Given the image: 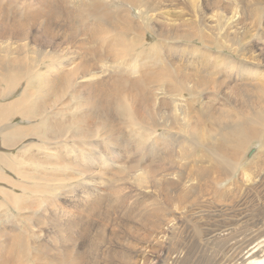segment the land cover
Here are the masks:
<instances>
[{
    "label": "bare ground",
    "instance_id": "obj_1",
    "mask_svg": "<svg viewBox=\"0 0 264 264\" xmlns=\"http://www.w3.org/2000/svg\"><path fill=\"white\" fill-rule=\"evenodd\" d=\"M259 1L257 0V2ZM109 2L104 0H0V204L5 203L10 208L14 205L18 211L25 213L27 210H31L32 204L41 205L44 203V210L46 211V205L49 204L53 212L52 214L51 210L47 209L49 212L46 211L48 212L45 218L47 219L46 225L41 224L47 229L49 236V240L41 245L32 243L35 238L32 241L29 240L26 229L23 232V229L18 232L15 228H10L8 223H13V220H7L9 222L7 225L4 223L6 227L2 228L3 231L0 229V235L4 237L6 233H10L11 238L7 240L8 243L0 241V264H28L30 263L27 261L31 249H33L34 255L39 257L37 264H80L86 257L87 245L86 239L83 240V237L90 230V220L107 202L112 206L116 204L126 206L130 202L129 195H127L128 198L126 195L125 197L122 195L128 185L123 187L124 184L121 185L120 182H117L121 175L128 180L130 174L137 182V186L133 185L132 189H137V187L140 189L138 194L135 191L137 194L135 199L139 200L138 205L140 206L138 209L134 206L135 210L129 211V216H142L141 221L144 220L145 225L143 227L138 225L141 227L138 228L132 226L131 222V224L125 222L122 225L119 224L120 222L113 223L114 226H117L115 228L117 232L120 233L119 228H122L126 232L121 233L127 235L123 239L126 247L123 246L124 250L119 252L122 261L118 262L111 258L119 257L116 247L122 241V235L117 236L114 233L115 230L105 235L103 229L97 237L98 240L95 239L97 242L103 241L107 237L110 242L118 241L116 247H113V244L112 247L106 246L104 253L109 258L106 264H159L167 257H170L173 264H178L179 261L185 263L186 252L184 249L177 245L176 248H180L179 250L174 253H170V250H172V246L176 245V241L184 238V226L185 222L189 221L188 218L195 217L196 220L209 219L210 221L219 218V216L222 217L224 211H233L228 204L233 196L231 194H234L235 190L232 189L233 187H228V190L219 191L221 179L215 180L214 173L218 170L222 171V175L225 176L224 180H226L231 173L241 168L242 177L247 178L250 188L264 186V176L256 178V172L260 166L258 158L263 159L264 148L262 150L258 148L259 151L255 149L258 152L255 151L249 156V148L252 143L264 138V73L259 72L260 69L256 71L249 68L248 65H240L260 64L263 62V58H258L261 52L251 53L249 50L247 53L239 55L243 57V61L238 63L230 57H226L222 51L227 49L226 47L233 46L232 49L236 51L237 47L235 46H241L242 42L249 37H245L243 30L239 27L242 17L237 13H241L240 11L243 9H236L232 6L234 10L228 4L229 10L232 8L234 11L224 14L227 11L225 7L223 9L219 7L220 11L224 12L222 15H218L221 13L217 9L218 0H136L133 6L140 9V13H142L135 18L133 14L130 17L129 12L133 11V7L129 4H125L129 12L124 13L105 8ZM64 3L69 7L66 6V11L62 6L65 5ZM14 6L18 8L16 11L23 17L10 18V15H8L10 19L4 17L7 13L6 10L10 13ZM59 7L63 8L64 14L61 12V8L58 9ZM142 7L144 11H142ZM258 11L259 9H256L257 13H259ZM99 12L102 14L99 19H96ZM133 13L136 14L134 11ZM143 13L147 16H144ZM241 15L243 14L241 13ZM255 15L257 18L259 14ZM89 17L94 18L88 20ZM68 18H71L72 22ZM59 19L67 21L70 29L80 30L84 37V48L90 53V58L92 55L94 60L105 63L106 57L112 56L117 63L131 64L132 72L136 76L125 78L118 77L114 73L103 75L96 69L93 71L90 68L91 59L85 57V53H83V57L81 56L78 66L73 65V68L72 66L68 68L67 64L76 62L74 52L69 57L70 54L66 55L64 49L54 48L46 51L45 48L37 44L36 36L32 39L27 33L28 23L31 22L32 25L36 23L44 30L45 39H51L53 31L56 30L52 20ZM86 21L88 22L86 23ZM137 23L146 24L147 29L144 25H141L140 28ZM148 31L159 37L157 40L155 39L154 43L146 40L145 34ZM241 33L242 35H240ZM154 35L150 38H155ZM37 36L39 37V34ZM221 38H226L225 40L230 45ZM168 39L170 43L172 42L170 40L178 43L176 46L172 45L168 50H163L162 46ZM196 39L201 40L205 47L202 57L192 59L178 53L179 50L184 51L178 47L179 44H182L179 42L181 40L187 41L184 45L192 47L193 51L201 49V47L196 48L197 46L193 45ZM212 39H216L215 44L218 49L216 52L210 47ZM217 40L218 42H216ZM39 44L41 45V43ZM258 45L264 47V42H260ZM85 49L83 51H86ZM260 50L261 48H259ZM47 58L51 60L49 62L51 64L42 70L40 65ZM152 66L155 69L150 70L149 68ZM239 81H242L241 84H247L250 81L246 85L251 88L250 91L247 87L242 86L252 93L246 105L238 107L234 104V107L221 103L224 109L218 113H213V106H209L208 110L209 104L206 102L207 106L204 107L203 100L215 97L216 88H221L225 84L226 89L231 90L236 87V84L239 85ZM239 87L233 91L236 95L241 94L242 89ZM167 88L171 89L170 94L187 98L183 112H179L175 106L176 103H172L174 114L176 111L180 113V115L178 112L175 114L177 119L179 116L181 117L178 119L181 121L175 120L179 126L175 123H170L173 128L168 126L169 122L176 118L175 115L171 121H169L171 118L166 115L167 118L163 119L164 123L159 119L164 127L166 125L165 128L169 127L176 131L177 129L174 128L179 127V131H177L184 135V138L177 141H175L177 138L171 137L172 134L159 133L156 130L160 124L157 121H159L158 118H160L162 110H156L153 105L157 106L159 100H163L162 98L169 99L166 94ZM164 95L165 97H163ZM177 96L175 97L177 98ZM71 104L76 106L75 111L82 109V114L70 116L69 105ZM111 108L114 109V111L112 110L113 118L107 112ZM204 108H207L206 112H203ZM182 109L180 108V110ZM169 114L171 113L169 112ZM171 115L169 116L171 117ZM166 121H169L168 125ZM123 126L133 130V146L118 145L117 137ZM169 128L168 130H170ZM156 131L159 133L158 135H156ZM176 136L179 138L180 135ZM100 137L105 140L106 152L97 157V155L88 152V146L92 149L102 147L100 143L94 141V138ZM74 139L80 141L78 142V155L76 159L72 160L67 153L73 149V146L64 144V148L67 147L66 151H59L58 140ZM262 142L264 144L263 140ZM169 146L178 147L176 155H174L175 149L172 153V149H168ZM201 146H203L202 149ZM13 147L17 149L16 153L11 151ZM165 149L171 153H163ZM132 150L139 152L140 158L128 161ZM161 152L163 155L159 154ZM157 154L160 155L159 158ZM145 156L150 157V160H146ZM198 156L199 158H197ZM193 157H196V160ZM143 158L145 160H142ZM189 159L194 164V170L191 169L187 175H183L180 167L176 165ZM106 175H112L111 179L114 178V181H111L108 186L105 184L106 181L108 182ZM209 175L216 187V191L212 193L213 201L208 198L206 201L205 198L209 187ZM77 176L84 177L83 179L78 178L79 180L76 181ZM130 181L128 180V182ZM149 182L152 184L150 185ZM76 183H82L85 187L90 185L92 188H86L82 194L79 193L80 195L77 196L75 194L71 196L68 192L62 193V191V194L57 196L59 189L64 188L67 184ZM15 186L21 187L22 192L13 191ZM173 188H176L175 198L169 192ZM25 193L36 194L37 198L30 200L22 196ZM134 194L132 193V196ZM132 196L130 195V197ZM158 197L162 198L165 204L161 202L162 200L159 201ZM203 197L205 200H202L201 203ZM259 199L257 200L259 201ZM136 200H132L131 203L134 204ZM204 202L207 203L206 206ZM215 202L221 203L222 206L217 205L213 209L210 208ZM148 206L151 207L150 211ZM248 210L245 207L240 211L238 214L240 220L238 221L247 218ZM26 213L30 215L28 211ZM26 213L25 215L28 217L22 218L23 224L32 219ZM209 224L207 223L208 226ZM27 225L29 227V224ZM199 225L194 224L199 229L195 231L198 239L203 233ZM103 226V223L100 224L96 229L97 232ZM105 226L107 228V224ZM204 229L206 230V228ZM28 231L30 232V230ZM206 231V236L211 235L204 236L206 237L203 239L204 243L214 242L218 239L222 241L226 234L223 229L208 227ZM259 231L258 237L264 236V226ZM41 232L43 231L41 230ZM250 237L252 239L253 236ZM255 246L247 247L248 250L235 261L231 259L225 262L224 260L216 264H264V253L262 254L261 250L259 251ZM39 247L40 249H38ZM156 250L161 254L157 263H149V260L152 259L151 255ZM184 257L185 259H183ZM111 260L115 263H112Z\"/></svg>",
    "mask_w": 264,
    "mask_h": 264
},
{
    "label": "rangeland",
    "instance_id": "obj_2",
    "mask_svg": "<svg viewBox=\"0 0 264 264\" xmlns=\"http://www.w3.org/2000/svg\"><path fill=\"white\" fill-rule=\"evenodd\" d=\"M104 1H110L109 2V4L105 7V8H107V9H110V10H116V11H119V12H124V13H128L129 11L127 10V6L125 5V4H129L130 6H132L133 7V11L136 13V14H134L133 13V11H130L129 13H130V17H131V15L133 14V15H135V18H137V17H139V15L142 13H140V9H137L136 8V6H133L136 2V0L134 1V0H104ZM240 0H236L235 2H234V0H218V12H221L220 14H218V15H222V13L224 12V11H220V8H224L225 7V10H227V11H225V13L224 14H227V13H230V12H233L235 9L234 8H236V9H243V10H239L243 15H241V13H237L238 15H240L242 18H241V22H240V25H239V27H241V29L243 30V32H244V34H245V37H247V36H249V37H251V38H249V37H247L246 38V40H244L243 42H242V45L241 46H239V45H237V46H235V47H237L236 48V51L234 50V49H232V48H234V46L233 47H231V48H229V47H226L227 49H225V50H222L223 51V53H224V55L227 57H230L231 59H233V60H235V61H237L238 63H240V62H242L243 61V57H240L241 55H243V53H247V51H251V53L252 52H255V53H260V55L258 56V58H263L262 60H263V64L262 63H260V64H240V65H248L249 66V68H251L252 70H256V71H258V69H260L259 70V72H262V73H264L263 71H264V47H259V45H258V43H260V42H264V0H258L259 2H257V0H250L251 2H249L248 0H241L242 2H239ZM221 2H223V3H221ZM248 2V3H247ZM221 3V4H220ZM259 3V4H258ZM262 3V4H261ZM65 5H62V6H64L63 8H64V10L66 9L67 10V5H66V3H64ZM220 4V5H219ZM230 5V7H232L231 8V10H229L230 8H228L229 7V5ZM249 4V5H248ZM258 4V5H257ZM261 4V5H260ZM228 5V6H227ZM257 5V6H256ZM260 5V6H259ZM67 6V7H66ZM236 6V7H235ZM220 7V8H219ZM17 7H15L14 6V8H12V9H14L13 11H12V9H11V12L10 13H8V10H6V15H4V17H7V18H12V17H18V16H20V17H23L22 16V14H20L19 15V12H17L16 10L18 9H16ZM61 8V12L64 14V10H63V8L62 7H59L58 9H60ZM69 8V7H68ZM249 8V9H248ZM256 9H259V13H257L256 12ZM65 10V11H66ZM142 11H144V8L142 7ZM230 11V12H229ZM227 12V13H226ZM13 14V15H12ZM99 14V15H98ZM97 14V16H96V19H99L100 18V16H101V14H100V12ZM144 14V13H143ZM255 14H259V15H257L258 17L256 18L255 16ZM8 15H10L9 17H8ZM237 15V16H238ZM129 16V15H128ZM144 16H147V14H144ZM227 16H230V15H227ZM244 16V17H243ZM262 16V17H261ZM260 17V18H259ZM9 18V19H10ZM91 18H94V17H89L88 18V20H92ZM69 19V21L70 22H72V19L71 18H68ZM214 19V18H213ZM131 20H133L132 18H131ZM59 21V22H58ZM134 21V20H133ZM143 21H144V19H143ZM143 21H141V22H143ZM52 22H53V26H54V29H56V30H54L53 31V33H52V35L54 36H51L50 38L51 39H45L46 38V36H45V32H44V30L40 27V25H38V24H36V23H33V25L32 24H30V23H28L29 25H27L28 26V31H27V33L31 36V38L33 39V37L34 36H36L37 37V39L38 40H36L37 41V44L39 45V46H41V47H43V48H45V50L47 51L48 49L49 50H53L54 48L56 49V48H60V49H64L65 51H64V53H66V55H68V54H70V55H68L69 57L72 55V52H74V55L76 56L75 58H76V62H75V64H67V67L68 68H71V67H69V66H72V68L75 66H78L79 65V63H80V58H81V56L83 57L84 55H83V53H85V57H87V58H89V60L91 59V69H93V71H95V69H96V71H98L99 70V72L101 73V74H103V75H110V74H112V73H114L115 75H117L118 77L119 76H123V77H125V78H129V77H135L136 75H134L133 74V72H132V68H131V64H124L123 62H116L115 61V58L113 59L112 58V56H107L106 57V60H105V63H100L99 61H97V60H94L93 59V56L91 55V58H90V53H88L87 52V50L84 48V43H83V39H84V37H83V35H81V33H80V30L78 31L77 29H70V27H69V23L66 21L65 22V20L64 21H62V19H59V20H52ZM88 21H86V23H87ZM145 22L147 23V20H145ZM235 22H237V21H235ZM243 22V23H242ZM255 22V23H254ZM246 23V24H245ZM262 23V24H261ZM259 24V25H258ZM31 25H32V27H31ZM36 25V26H35ZM56 25V26H55ZM68 25V26H67ZM140 26V28H141V25L143 26L144 25V23L142 24V23H137V26ZM248 25V26H247ZM59 28H58V27ZM145 26V29H147L146 28V24L144 25ZM42 29V31H41V29ZM71 27H72V25H71ZM31 28V29H30ZM40 29V30H39ZM63 29H65V30H63ZM57 31V32H56ZM69 31V32H68ZM75 31V32H74ZM44 33V35H42L43 33ZM56 32V33H55ZM71 32H72V34H71ZM39 34V37L37 36L38 34ZM79 35H78V34ZM148 34V35H147ZM154 34L151 32V31H148V32H146V34H145V38H146V40H148L149 42H151V43H154L159 37L157 36V35H154V37L155 38H153V37H151L150 38V36H153ZM240 35H242V33L240 34ZM239 35V36H240ZM251 35V36H250ZM254 35H256V37H254ZM41 36V37H40ZM57 36V37H56ZM149 38H148V37ZM69 37H70V39H69ZM253 37V38H252ZM45 39V40H44ZM73 39V40H72ZM79 39H82V40H79ZM154 39V40H153ZM156 39V40H155ZM214 39V38H213ZM212 39V46H210L211 48H212V50L213 51H217L218 49H217V47H216V44H215V40H213ZM226 38H221V40H225ZM262 39V40H261ZM227 40H228V38H227ZM42 41H46V43H44V42H42ZM47 41H49V42H47ZM52 41H54L53 43H52ZM170 41H172L171 43L169 42V39H168V41L162 46V49L163 50H168L172 45H175L176 46V43H178V42H176V41H173V40H170ZM258 41V42H257ZM169 42V43H168ZM179 42H182V44H179V46L178 47H180V48H182V49H184V51H178V53L179 54H181V55H187V57H189V58H192V59H199L200 57H202L203 56V51H204V45H203V43L201 42V40H198V39H196V40H194V44L193 45H195V46H197L196 48H200L201 47V49H199L198 51H193V48L192 47H188V46H185L184 45V43H186L187 41H183V40H181V41H179ZM216 42H218V40L216 41ZM225 42L226 43H229L228 41H226L225 40ZM248 42H250L249 44H247ZM252 42V43H251ZM39 43H41V45L39 44ZM56 45H55V44ZM72 43V44H71ZM63 44V45H62ZM48 45V46H47ZM72 45V46H71ZM229 45H230V43H229ZM64 46V47H63ZM79 46V47H78ZM215 46V47H214ZM50 47V48H49ZM68 47H69V49H68ZM74 48V49H73ZM186 48H187V50H186ZM195 48V49H196ZM259 48H261V50L259 51ZM78 49H79V51H78ZM83 49H85L86 51H83ZM59 50V49H58ZM67 50V51H66ZM191 50V51H190ZM252 50H254V51H252ZM70 51V52H69ZM78 51V52H77ZM80 51H81V53H80ZM77 53V55H76V53ZM184 52H186V53H184ZM236 52V53H235ZM188 53V54H187ZM227 53V54H226ZM240 55V56H239ZM232 56V57H231ZM92 59L94 60V62L92 61ZM240 59V60H239ZM242 59V60H241ZM50 59L49 58H47L45 61H44V63L45 62H47V63H43L42 62V64L40 65V64H38V65H40V67H41V69L43 70V69H45L46 68V66L48 65V64H51V63H49V62H51V60L49 61ZM95 63V64H94ZM97 63V64H96ZM103 64V65H102ZM74 65V66H73ZM95 65V66H94ZM209 65H213V64H209ZM239 65V64H238ZM128 67V68H127ZM155 67L157 68V65H155ZM155 67L154 66H152L151 68H149L150 70H153V69H155ZM110 73V74H109ZM129 73V74H128ZM131 73V74H130ZM133 75V76H132ZM263 79H264V77H263ZM261 80V79H260ZM241 82L242 81H239L238 82V84L240 85V87H239V85H237L236 84V87L235 88H240V89H242L241 90V94H235L233 91H234V89L232 90H230V89H226V87H225V84H223V87H219V88H216V90H215V92H214V95H215V97H212V99L210 98V99H204L203 101H204V107L205 106H207V104H209L208 105V110H209V106L211 107V106H213V113L215 112V113H218L221 109H224V107H222L223 105H226V104H230V105H233L234 106V104L236 105V106H243V105H246L248 102H249V99H250V97H251V94L252 93H250L249 91V89H251V88H249V86H246L247 84H249L250 83V81H248V83H247V81H246V83L247 84H245V83H243V84H241ZM252 83V82H251ZM242 86H245V87H247L248 88V90H247V88L245 89V87H242ZM225 87V88H224ZM169 88H167V97H169V99L168 98H162L163 100H159V102H158V104H157V106H156V104L155 105H153L154 106V108L156 109V110H162L161 111V115H160V118H158V120L160 119L161 120V122L162 123H164L163 121H165V120H163L164 118H167V116L169 117V118H171L169 121H171L172 119H174V117L176 116V118L172 121V122H169V125H168V122H167V125L169 126V127H172L173 125H170V123L172 124V123H175V124H179V123H177V121L175 122V120L177 119V115H175V114H178L179 112H183L184 111V104L186 103V101L185 100H187V98H182L181 96H177V95H174L173 93H171L170 94V92H172V91H170L171 89H169ZM228 90V91H227ZM230 90V91H229ZM169 91V92H168ZM219 91H220V93H219ZM230 92V93H229ZM169 93V94H168ZM222 93V94H221ZM234 94V95H233ZM165 95L163 96V97H165ZM173 95H174V98H173ZM175 96H177V98L175 97ZM171 97V98H170ZM179 97H181V98H179ZM228 98V99H227ZM165 99H167V100H165ZM173 99H176V100H173ZM181 99H182V102H181ZM171 101V100H173V101H171L170 103L171 104H169V101ZM180 100V101H179ZM228 100V101H227ZM158 101V100H157ZM164 103H166V104H164ZM167 101H168V104L169 105H171L170 107H169V105L167 104ZM177 101V102H176ZM179 101V102H178ZM212 101V102H211ZM174 102V103H173ZM184 102V103H183ZM205 102L207 103V104H205ZM209 102V103H208ZM172 103L173 104H175L176 103V105L175 106H177V109H179V112L178 111H176V112H178V113H176L175 112V114H174V112H173V107H172ZM180 104V106H179V104ZM198 103V102H197ZM210 103H211V105H210ZM213 103H215V104H213ZM221 103H223V105L221 104ZM193 104L195 105V103L193 102ZM218 104H220V105H218ZM160 105V106H159ZM162 105V106H161ZM229 105V106H230ZM164 106V107H163ZM166 106V107H165ZM175 106H174V108H175ZM216 106H218V107H216ZM221 106V107H220ZM69 107H70V109H69V115L71 116V115H81L82 114V109H80V110H77V111H75L74 109H75V105L74 104H71V105H69ZM182 107H183V109H182ZM235 107V106H234ZM180 108L182 109V110H180ZM226 108V107H225ZM165 109H167V110H165ZM172 109V110H171ZM176 109V108H175ZM176 109V110H177ZM205 109V108H204ZM207 109V108H206ZM206 109L205 110H203V112H206ZM114 111V109L113 108H111L110 110L108 109V115H112L111 117L113 118V111ZM165 110V111H164ZM175 111V110H174ZM169 112L171 113V114H173V115H171V114H169ZM173 112V113H172ZM166 113V114H165ZM167 115V116H166ZM169 115H171V117L169 116ZM175 115V116H174ZM178 115H180V113L178 114ZM179 118L181 119V117L179 116ZM178 118V119H179ZM17 119H19L18 117H17ZM177 119V120H178ZM160 120L159 121H157L158 123L160 122ZM119 121H122V120H119ZM179 121H181V120H178V122ZM160 122V124H162ZM166 122H165V124H166ZM181 123V122H180ZM158 125L157 126V128H156V130L159 132V133H169V134H174L173 136L171 135V137L173 138L174 137V139L175 138H177V139H175V141H177V140H179V139H182V138H184L183 136L184 135H182L180 132H178L179 130H178V128L179 127H176L175 125V127L176 128H174V129H177L176 131L175 130H172V128H169V127H167V128H165L166 127V125H165V127H164V125L162 124V125ZM179 126V125H178ZM163 127V128H162ZM165 128V129H164ZM168 128L170 129V130H168ZM156 131V135H158L159 133ZM171 131V132H170ZM132 132H133V130L132 129H130V128H127V127H125V126H123V127H121L120 128V134H119V136L117 137V139H118V145H124V144H127L128 146H133V143H134V140H133V138H132ZM176 135H180L179 136V138H178V136H176ZM95 140L94 141H97L98 143H100L101 144V146L102 147H95V148H90L89 146H88V152L89 153H91L92 155L93 154H95V155H97V157L99 156V155H102V154H104V152H106L105 151V140L103 139V138H94ZM263 141H264V138L262 139ZM262 140H257V141H254V143H252V145H251V147L249 148L250 149V151H249V156H251V154H253L258 148H261V150L264 148V144H263V142H262ZM80 140H77V139H74V140H58V150L59 151H66V149H67V147H65L64 148V144L65 145H69V146H73V149L71 150V151H69V153H67V155L69 156V158L70 159H72V160H74V159H76V157H77V155H78V151H79V148H78V142H79ZM150 143V142H149ZM152 143V142H151ZM175 145H176V143H174ZM173 144V145H174ZM255 144V145H254ZM260 144V145H259ZM172 145V146H173ZM113 147H115V146H113ZM202 147L203 146H201V149H202ZM116 148V147H115ZM172 150H171V149ZM168 149H170L171 150V152L173 153V151H174V149H175V152H174V155H176V153H177V150H178V147H176L175 146V148L173 147H171V146H169V148ZM163 150V153H165V152H167V151H169V150ZM256 149V150H255ZM260 149H258V151H259ZM11 151L13 152V153H16V151H17V149L16 148H11ZM258 151H256V152H258ZM171 152H167V153H171ZM263 152H264V149H263ZM136 153V154H135ZM138 153V154H137ZM160 155H163L162 154V152L161 153H159ZM137 155V156H136ZM160 155H158L157 154V156H158V158H159V156ZM263 155H264V153H263ZM109 156V155H108ZM146 157V156H145ZM144 157V158H145ZM154 157H156V155H154ZM263 157V159H261L260 160V157L258 158L259 160V162H260V166H259V168H258V171L256 172V178H258V177H261V176H264V156H262ZM261 157V158H262ZM138 159V158H140L139 157V152H137V151H135V150H132L131 151V155L128 157V161H132V160H135V159ZM142 159V160H145L146 158V160H150V157H146L145 159ZM197 158H199V156L197 157ZM152 159H154L153 158V156H152ZM157 159V158H156ZM193 159L194 160H196V157H193ZM108 162H110V161H108ZM263 162V163H262ZM190 163V164H189ZM92 165V164H91ZM176 165V164H175ZM181 165V166H180ZM177 167H180V170L182 171V173H183V175H187L188 173H189V171L192 169V170H194V164H193V162H192V160L191 159H189V160H184V161H182L181 163H179V165L177 164L176 165ZM261 167V168H260ZM262 169V170H261ZM241 168L239 169V170H237L236 172H234V173H231L229 176H228V179H226V180H224V178H225V176H223L222 175V171H220V170H218V172H216V173H214V175H215V180H220L221 179V183H219V186H220V189H219V191H225V190H228L229 188L228 187H233L232 189H234L235 190V192H234V194H231V195H233L232 197H231V200H230V202H229V204L228 205H230L229 207L230 208H232L233 209V211H222L224 214L222 215V217L221 216H219V218H217V219H211L210 221H209V219L207 220V219H200V220H196L195 219V217H189L188 218V220L189 221H186L185 223V228H184V238H185V240H184V238L182 239V240H178V241H176V245L175 246H172V250H170V253H174L175 251H177V250H179L180 248H182V249H184V251L186 252V255H185V257H186V262L185 263H180L181 261H179L178 262V264H216L217 262L218 263H221L222 261H224L225 260V262L226 261H229V260H231L232 259V261H235L237 258H239L240 256H242L244 253H245V251H247L248 250V248H251V247H254L255 245V247L257 248V249H259V251L261 250V252H262V254L264 253V236H261V237H258V233L260 232L259 230H262L263 229V224H264V186L262 187V188H250L249 187V185H248V181H247V178L245 177V176H243L242 177V175H243V172H241ZM127 173V172H126ZM126 173H124V174H126ZM242 173V174H241ZM71 174H73V175H76L75 173H73V172H71ZM236 174V175H235ZM240 175H241V177H240ZM107 176V175H106ZM112 176V175H111ZM111 176L109 175V176H107L106 178L108 179V182L106 181L105 182V184L108 186V184L110 185L111 184V181L113 182L114 181V178L113 179H111ZM125 176V175H124ZM127 176V175H126ZM132 175L130 174V176L128 175V180H131L130 182H128V180H127V178L126 177H122V175H121V177L117 180V182H120V184L121 185H123V187H125V186H127L128 188H130V186H131V188L129 189V191H128V188L127 187H125V191L122 193V195H123V197H125V195H126V197L128 198V196L127 195H129V200H130V202H128L127 203V205L126 206H124V204H116V205H111L109 202H107L106 203V205H103V207H101L100 208V210L97 212V214H96V216H94L90 221V230L88 231V233L86 234H84V237H83V240H85V243H86V245H87V252H86V257H85V259H83L81 262H80V264H99V263H101V264H106V262H107V260L109 259L107 256H105V249H106V246H109V247H112V244H113V247H116V245H117V243H118V241L117 240H113V242H110V240H108V237H107V239H103V241H99V242H97V237L102 233V231H103V229H104V232H105V235L107 234V233H109L110 231H113L114 232V230H115V228H117V226H114V224L113 223H115V222H120L119 224H121L122 225V223H127V222H131L130 224L132 225V226H135V227H138V228H141V227H143V225H145L144 224V220L143 221H141L143 218H142V216H140V217H134V216H129L130 214H129V211H131V210H135L134 208V206H136V209H138V207L140 206V205H138V203H139V200H136L135 198H137V197H135L138 193H140V189H139V187H137V189H135L134 188V190L132 189V186L133 185H135V186H137V182L136 181H134V179L131 177ZM84 177V176H83ZM83 177L82 176H77V180L76 181H78L79 179H83ZM129 177H130V179H129ZM236 177V178H235ZM255 177V176H254ZM79 178V179H78ZM241 178V179H240ZM121 179V180H120ZM124 179V180H123ZM133 180V181H132ZM244 180H246V181H244ZM122 181H124V182H122ZM127 181V182H126ZM241 181H242V184H241ZM136 183V184H133V183ZM213 179H212V177H211V175H209V187H208V190H207V195H206V201H208V199L209 200H212V197H213V192H215L216 191V187L213 185ZM235 182V183H234ZM240 182V183H239ZM128 183V184H127ZM150 183V182H149ZM234 183V184H233ZM246 183V184H245ZM152 183H150V185H151ZM233 184V185H232ZM237 184V185H236ZM244 184V185H243ZM69 184H67V186H65L64 188H61V189H59L58 190V194H57V196H59L60 194H62L63 192H68L69 194H71V196L72 195H78L79 193H81L82 194V191L83 190H85L86 188H92V186H90V185H86L87 187H85V185H83L82 183H76V184H70L69 186H68ZM149 185V184H148ZM106 186V187H107ZM244 187V189H243V187ZM239 187V188H238ZM127 188V189H126ZM237 188H238V190H237ZM242 188V189H241ZM259 189V190H258ZM13 191H15V192H17V193H21L22 192V188L21 187H19V186H15L13 189H12ZM130 190H131V193H129L130 192ZM175 190H176V188H173V189H170L169 190V192L171 193V196L173 197V198H175L176 196V193H175ZM218 190V189H217ZM243 190V191H242ZM262 190V191H261ZM61 191H62V193H61ZM135 191H136V193H135ZM242 191V192H241ZM257 191H259V192H257ZM261 191V192H260ZM249 192V193H248ZM31 193H34V191H31ZM132 193L134 194L133 196H132ZM255 194V195H254ZM80 195V194H79ZM130 195L133 197H130ZM174 195V196H173ZM241 195V196H240ZM22 196H24V197H27L28 199H30V200H33V199H35V198H37V196H36V194H30V193H25V194H23ZM257 196V197H256ZM260 196V197H259ZM245 197H246V199H245ZM261 199H259V198ZM131 198V199H130ZM205 198L203 197V199H201V203H202V200H205ZM208 198V199H207ZM241 199V200H240ZM257 199H259V201L257 200ZM107 200V199H106ZM132 200H136V204L134 203V204H132L131 202H133ZM158 200L159 201H161L162 203H164L165 204V202H164V200L162 199V198H160V197H158ZM234 200V201H233ZM213 201V200H212ZM241 201V202H240ZM260 203H258V202ZM234 202V203H233ZM255 202V203H254ZM111 205V206H108V205ZM130 206H129V205ZM206 202H204V205L206 206ZM214 204V205H213ZM211 206H210V208H214L215 206H222V204L221 203H218V202H215V203H213ZM232 204V205H231ZM235 205V206H234ZM44 206H45V204L44 203H42L41 205H37V204H32L31 205V210H27L28 211V213H30V215L29 214H27L26 212V214L27 215H29L32 219L31 220H29L28 221V223H26V222H24V224H23V222H22V218L23 217H28V216H26L25 215V213L23 212L22 213V211L20 212V210L18 211V209H16L15 208V206L14 205H12V208H10L7 204H5V203H2V204H0V229L3 231L4 229H2V228H4V227H6V225H7V223L9 222H7V220H13V223L12 222H10L11 223V225H10V223H8V226H10V228H15L18 232L19 231H21L22 229V232L26 229L27 230V233H28V237H29V240L30 241H32V239L33 238H35L34 240H33V242L32 243H34L35 242V244L37 243V244H43V243H45V241L47 240H49V236L47 235L48 234V232H47V229L45 228V227H42L41 226V224L42 225H46L45 223H46V221H47V219H45L46 217H47V214H48V212H49V210H47V209H50L51 210V206L48 204V205H46V211H48V212H46L44 209ZM124 206V207H123ZM133 206V207H132ZM201 206H202V204H201ZM205 206H204V208H205ZM224 206V205H223ZM242 206H245V207H247V209H249L248 210V213H247V218H245L244 220H241V221H238V220H240L239 218H240V216H238V214L240 213V211L243 209V208H245V207H242ZM50 207V208H49ZM242 207V208H241ZM259 207V208H258ZM133 208V209H132ZM148 210L150 211V209H151V207L150 206H148ZM170 208V207H169ZM238 208V209H237ZM241 208V209H240ZM143 210V209H142ZM146 210V209H145ZM147 210V211H148ZM18 211V212H17ZM103 211V212H102ZM51 212H52V210H51ZM100 212H102V213H100ZM118 212V213H117ZM14 213V215L12 216V214ZM46 213V214H45ZM111 213V214H110ZM128 213V214H127ZM40 214V215H39ZM42 214V215H41ZM52 214H53V212H52ZM126 214H127V216H126ZM231 214V215H230ZM39 215V216H38ZM98 215H100V216H98ZM124 215V216H123ZM228 215V216H227ZM229 215H230V217H229ZM252 215V216H251ZM34 216H36L35 217V219H34ZM40 216H41V219H40ZM106 216V217H105ZM227 216V217H226ZM44 217V218H43ZM104 217V218H103ZM116 217V218H115ZM225 217V218H224ZM234 217V218H233ZM43 218V219H42ZM123 218V219H122ZM249 218V219H248ZM40 219V220H39ZM119 219V221H117V220ZM132 219V220H131ZM195 221H194V220ZM234 219V220H233ZM248 219V220H247ZM37 222H35V221ZM44 220V221H43ZM104 220V221H103ZM105 220H108V221H110L111 223H109L108 221L106 222ZM192 220H193V222H192ZM218 220V221H217ZM6 221V222H5ZM133 221H135V222H133ZM198 221V222H197ZM201 223H200V222ZM228 221V222H227ZM238 221V222H237ZM35 222V223H34ZM38 222H40L39 223V225H37L38 224ZM195 222V223H194ZM4 223H6V225L4 224ZM25 223H26V226H25ZM102 223H103V227H101L99 230H98V232H97V227H99L100 226V224L102 225ZM143 223V224H142ZM195 225H198V224H200L199 226H200V228H202V235L200 236V238L202 239V241H200L201 239L199 238L198 239V237H197V232H195V231H198L199 229H198V227L197 226H194V224ZM207 223H210L209 224V226L207 225ZM239 223H241L240 225L243 227H241L240 225H239ZM13 224V225H12ZM27 224H29V227H28V225ZM31 224V225H30ZM33 224V225H32ZM37 226H36V225ZM107 224V228H106V225ZM113 226H111V225ZM252 224H253V226H252ZM138 225H140L141 227H139ZM226 225V226H225ZM228 225V226H227ZM234 227H233V226ZM243 225H245V226H243ZM13 226V227H12ZM109 226V227H108ZM238 226V227H237ZM249 226V227H248ZM260 226V227H259ZM25 227H27V228H25ZM32 227V228H31ZM208 227L209 228H216V229H223L224 230V233H226L225 234V236L223 237V239H222V241H221V239H218L217 241L216 240H214V242L213 241H211V242H208V243H204L205 241L203 240V239H205L206 237H208V236H210V235H207L206 236V234H207V231L206 230H208ZM29 228V229H28ZM41 228V230L44 232V229H45V232L43 233V232H41V230L39 231V229ZM110 228V229H109ZM204 228H206V230L204 229ZM242 230H241V229ZM246 228V229H245ZM253 228V229H252ZM38 229V230H37ZM113 229V230H112ZM120 229V231L123 233V231L124 232H126L124 229L122 230V228H119ZM240 229V230H239ZM28 230H30V232L28 231ZM107 230V231H106ZM34 231V232H33ZM37 231H38V233H37ZM251 231V232H250ZM33 232V233H32ZM41 232V233H40ZM90 232V233H89ZM117 229L115 230V234L117 235V236H121L122 237V241L120 242V243H118V245L120 246V248H121V250H120V248H119V246L117 245V247H116V251L118 252V254H119V252L121 253L123 250H124V248L126 247V245H124V241H123V239L127 236L126 235V233H124V234H122L121 232L119 233V232H117ZM243 234H242V233ZM250 232V233H249ZM253 232V233H252ZM36 233V234H35ZM252 233V234H251ZM35 236H34V235ZM38 234V236H36ZM94 234V235H93ZM205 234V235H204ZM40 235V236H39ZM47 235V236H46ZM85 235H86V237H85ZM31 236V237H30ZM89 236V237H88ZM203 236V237H202ZM204 236H206V237H204ZM250 236H253L252 237V239H251V237ZM46 237H47V239H46ZM88 237V238H87ZM96 237V238H95ZM11 238V234L10 233H6V236H4L3 237V235H0V241H1V243H8L7 242V240H9ZM254 238V239H253ZM45 239V240H44ZM92 239V240H91ZM95 239H97V240H95ZM249 239V240H248ZM224 240V241H223ZM261 240V241H260ZM46 241V242H47ZM112 241V240H111ZM200 241V242H199ZM204 241V242H203ZM213 242V243H212ZM248 242V243H247ZM260 243V244H258V243ZM263 242V243H262ZM97 243V244H96ZM107 243V244H106ZM109 243V244H108ZM203 243V244H202ZM247 243V244H246ZM250 243V244H249ZM262 243V244H261ZM36 244V245H37ZM105 246H104V245ZM97 245V246H96ZM180 246V248H176V246ZM241 245H243L242 247H241ZM245 245V246H244ZM246 245H248V246H246ZM260 247H259V246ZM95 246V247H94ZM123 246H125V247H123ZM262 246V247H261ZM94 247V248H93ZM248 247V248H247ZM92 248V249H91ZM243 248V249H242ZM38 249H40V247L38 248ZM93 249H96V250H93ZM101 249V250H100ZM244 250V251H242V250ZM223 250V251H222ZM100 251H102V252H100ZM112 251H115V250H112ZM90 252V253H89ZM97 252H99V253H97ZM197 252V253H196ZM208 252V253H207ZM92 253V254H91ZM103 253H104V255H103ZM210 253V254H209ZM30 256H28L29 258H28V261L27 262H30L31 264H37L38 262H39V257L37 256V255H34V253H33V249H31V251H30ZM117 254V255H118ZM240 254V255H239ZM160 253H159V251L158 250H156L155 252H154V254H152L151 256V258L152 259H150L149 260V263H157V260H158V257H160ZM237 255V256H236ZM119 257H113V258H111V259H115L114 261L116 262H118V261H122L121 259H120V254L118 255ZM170 256V255H169ZM104 257H105V259H104ZM185 257L183 258V259H185ZM236 257V258H235ZM116 258H118V260H116ZM202 259V260H201ZM221 259V260H220ZM228 259V260H227ZM26 260H27V258H26ZM206 260V261H205ZM85 262V263H84ZM111 262L112 263H115V262H113V260H111ZM213 262V263H212ZM30 263H28V264H30ZM159 264H173L172 263V260H170V257H167V258H164Z\"/></svg>",
    "mask_w": 264,
    "mask_h": 264
}]
</instances>
